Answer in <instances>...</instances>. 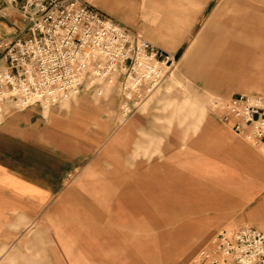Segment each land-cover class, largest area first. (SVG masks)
<instances>
[{
    "label": "rangeland",
    "instance_id": "1",
    "mask_svg": "<svg viewBox=\"0 0 264 264\" xmlns=\"http://www.w3.org/2000/svg\"><path fill=\"white\" fill-rule=\"evenodd\" d=\"M147 1L146 7L145 0H138L137 16L125 22L126 28L109 20L170 55L173 64L165 79L140 101H133L124 119L119 80L103 85L101 95L83 89L62 105L78 104L84 98L81 101L90 108V115L108 120L113 112L121 125H111L108 131V125H73L80 128L82 145L78 170L45 210L33 213L27 226L12 227L0 235V264H193L221 230L250 227L264 232V148L235 135L212 109L214 102L235 96L264 97V58L260 54L257 61L246 58L214 79L211 87L203 88L186 78L181 67L189 46L183 38L188 23L170 15L192 0ZM216 2L210 1L200 21ZM199 29L197 23L190 37ZM191 108L194 116L189 114ZM13 111L6 110L4 115ZM140 121L145 129L138 125ZM125 130L151 142L156 162L165 163L170 175L179 178L178 190H166L162 208L150 203L156 193L150 184L129 193L127 203L118 204L115 199L109 203L111 180L107 175L114 169L115 151L120 152L125 142V133L119 135ZM167 148V155L159 160L157 154ZM167 176L163 171L162 177ZM191 176L198 182L222 181L218 207L187 212V190L180 185ZM151 182L156 179L147 183ZM174 194L179 197L178 207L172 204ZM93 216L100 235L88 231L92 221L86 219ZM79 228L84 233L78 236L74 229ZM109 231L116 236L111 237Z\"/></svg>",
    "mask_w": 264,
    "mask_h": 264
},
{
    "label": "crops",
    "instance_id": "2",
    "mask_svg": "<svg viewBox=\"0 0 264 264\" xmlns=\"http://www.w3.org/2000/svg\"><path fill=\"white\" fill-rule=\"evenodd\" d=\"M76 1L107 19L119 22L124 28L128 19L137 16L139 7L138 0ZM210 1L192 0L189 6H181L170 14L188 23L183 28V38L189 41V46L181 58V67L186 78L200 83L203 88L211 87L214 79L246 58L253 57L257 61V54L264 58V0H217L209 15L200 21ZM144 6H148L147 0ZM197 23H200V29L191 38ZM26 27L17 9L0 1V67L7 66L4 58L6 46L20 37H26ZM81 100L84 98L78 104L66 107L51 110L30 107L1 116L0 229L3 233L0 231V235L12 227L27 226L33 213L45 210L61 192L65 181L78 170L82 145L80 128L73 125H108L107 131L111 125H121L113 112L108 120L96 114L90 115V108ZM189 114L194 116L193 108ZM125 117L126 114L122 113V118ZM138 125L145 129L143 125L146 124L142 121ZM124 133L125 142L120 152L116 154L115 151L114 169L107 175L111 180L108 186L112 196L110 205L114 199L118 204L129 202V193L150 184L149 189L156 192L152 194L150 203L153 207L162 208L166 190L169 189L170 193L178 190V176H171L165 163L156 162V152L150 150L151 142L131 130L122 131L119 135ZM167 153L168 148L157 154L158 159L161 160ZM163 171L168 173L167 177H162ZM150 179H156V182L147 183ZM181 184L187 190L184 196L187 212H204L214 205L218 207L221 180L198 182L191 176L185 177ZM170 197L169 200L172 199ZM173 197L172 204L178 207L179 197L176 194ZM93 218L86 219L92 221L88 231L100 235L98 221ZM74 231L79 236L82 230ZM109 234L113 238L116 236L112 231Z\"/></svg>",
    "mask_w": 264,
    "mask_h": 264
},
{
    "label": "built area",
    "instance_id": "3",
    "mask_svg": "<svg viewBox=\"0 0 264 264\" xmlns=\"http://www.w3.org/2000/svg\"><path fill=\"white\" fill-rule=\"evenodd\" d=\"M17 9L26 37L6 46L0 67V116L30 107L70 103L83 89L102 94L120 81L123 113L165 79L170 55L76 0H0ZM212 109L235 135L264 148V97L235 96ZM193 264H264V232L245 227L219 231Z\"/></svg>",
    "mask_w": 264,
    "mask_h": 264
},
{
    "label": "bare ground",
    "instance_id": "4",
    "mask_svg": "<svg viewBox=\"0 0 264 264\" xmlns=\"http://www.w3.org/2000/svg\"><path fill=\"white\" fill-rule=\"evenodd\" d=\"M124 114H126V113H124Z\"/></svg>",
    "mask_w": 264,
    "mask_h": 264
}]
</instances>
